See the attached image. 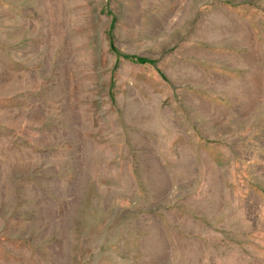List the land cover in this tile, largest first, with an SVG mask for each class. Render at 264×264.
Here are the masks:
<instances>
[{
	"label": "rangeland",
	"instance_id": "rangeland-1",
	"mask_svg": "<svg viewBox=\"0 0 264 264\" xmlns=\"http://www.w3.org/2000/svg\"><path fill=\"white\" fill-rule=\"evenodd\" d=\"M0 264H264V0H0Z\"/></svg>",
	"mask_w": 264,
	"mask_h": 264
},
{
	"label": "trees",
	"instance_id": "trees-1",
	"mask_svg": "<svg viewBox=\"0 0 264 264\" xmlns=\"http://www.w3.org/2000/svg\"><path fill=\"white\" fill-rule=\"evenodd\" d=\"M141 61L145 63V61H143V60H141Z\"/></svg>",
	"mask_w": 264,
	"mask_h": 264
}]
</instances>
